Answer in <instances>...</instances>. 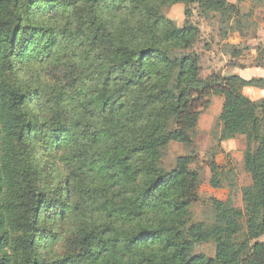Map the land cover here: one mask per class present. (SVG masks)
Returning <instances> with one entry per match:
<instances>
[{
  "label": "trees",
  "instance_id": "trees-1",
  "mask_svg": "<svg viewBox=\"0 0 264 264\" xmlns=\"http://www.w3.org/2000/svg\"><path fill=\"white\" fill-rule=\"evenodd\" d=\"M177 3L186 19L191 5L240 15L227 0H0V264H264V97L243 93L264 78H202L199 29L161 13ZM211 96L218 141L245 139L251 184L242 209L217 204L196 222L195 153L169 172L161 160L171 142L193 146ZM50 150L63 196L45 218L34 163ZM63 225L61 256L48 245ZM205 244L212 258L196 252Z\"/></svg>",
  "mask_w": 264,
  "mask_h": 264
},
{
  "label": "rangeland",
  "instance_id": "rangeland-1",
  "mask_svg": "<svg viewBox=\"0 0 264 264\" xmlns=\"http://www.w3.org/2000/svg\"><path fill=\"white\" fill-rule=\"evenodd\" d=\"M227 1L238 8L239 17L223 20L219 13L208 11L207 14L197 5H191V17L186 19L185 6L181 3L164 4L161 13L180 27L188 22L199 29L193 52L199 58L202 78L214 75H238L246 80L264 78V0ZM31 71V68L24 69L21 72L22 78L30 81ZM243 93L253 101L264 97V89L260 88H245ZM207 101L208 104L198 110L199 119L193 134V146L171 142L161 160V167L169 172L178 158L195 153L196 160L190 168L199 170L197 201L191 207L192 218L196 222H209L211 208L217 204L230 201L234 207L242 209V190L251 184L243 167L244 137L236 136L232 140L219 142V116L223 98L211 96ZM44 155L45 158L35 162L34 166L38 185L44 190L42 214L46 218L62 207L60 202L63 193L60 191L63 189V178L59 174L61 166L57 152L50 150L44 152ZM212 160L218 168L215 181L212 180L209 169ZM49 227L51 224L44 222L41 229L44 233H49ZM61 228V237H53L48 247L62 256L67 227L63 225ZM259 241H264V236ZM196 252L212 258L214 245H200Z\"/></svg>",
  "mask_w": 264,
  "mask_h": 264
}]
</instances>
